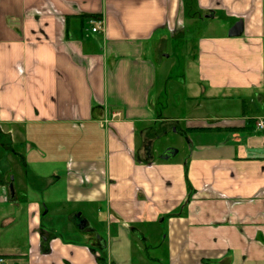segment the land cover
I'll return each instance as SVG.
<instances>
[{"label": "crops", "instance_id": "0c3cea01", "mask_svg": "<svg viewBox=\"0 0 264 264\" xmlns=\"http://www.w3.org/2000/svg\"><path fill=\"white\" fill-rule=\"evenodd\" d=\"M260 121L264 0H0L3 264H264ZM170 131L200 138L177 160Z\"/></svg>", "mask_w": 264, "mask_h": 264}, {"label": "rangeland", "instance_id": "374dc122", "mask_svg": "<svg viewBox=\"0 0 264 264\" xmlns=\"http://www.w3.org/2000/svg\"><path fill=\"white\" fill-rule=\"evenodd\" d=\"M203 28V27H202ZM201 31H203L201 28H198V26H195V29L192 31V37L187 39V50L184 52L183 50L179 49V46L181 43H179V46H176V50H173L171 48H168V51L166 53L171 55V58L169 60L163 61L162 65L158 68L157 73V88L162 89L163 96L166 99L167 103H169L168 96L172 98V96L179 97L180 95L185 96L190 90L187 87V84L182 83V81H179V76L183 75L186 76L187 81H194L195 80V74L193 69H190L187 71V66H192V60L196 53V50H194V44L196 43V40L198 36L200 35ZM189 35H187L188 37ZM191 61L187 64V62ZM176 87V88H175ZM175 88V89H174ZM174 90V91H173ZM244 97V96H243ZM246 102H250L249 97L243 98ZM229 104H234L235 107H238L239 111L245 110V106L241 104V102L235 103L232 101L228 102ZM172 107L170 106L167 111L164 112V115L169 114L171 111H169ZM179 111L181 114H185V110L182 107H179L177 110V114L179 115ZM235 113V112H234ZM200 138V136H197L195 134H188V135H181L178 133H173L172 131L168 132L165 135H162V137L159 138L157 141V149L160 148H167V147H176L179 149V153L175 159L179 160L183 156L187 155L189 150V141H197Z\"/></svg>", "mask_w": 264, "mask_h": 264}, {"label": "built area", "instance_id": "2783aa9c", "mask_svg": "<svg viewBox=\"0 0 264 264\" xmlns=\"http://www.w3.org/2000/svg\"><path fill=\"white\" fill-rule=\"evenodd\" d=\"M89 23L91 24L92 28V32H98V31H102L104 28V22L102 18H90L89 19ZM121 114V112H114L112 114V117H117ZM107 123V120L105 119L102 124ZM257 126L261 129L264 128V122L260 121L258 122ZM5 262V258L0 256V264H3Z\"/></svg>", "mask_w": 264, "mask_h": 264}, {"label": "water", "instance_id": "95a60500", "mask_svg": "<svg viewBox=\"0 0 264 264\" xmlns=\"http://www.w3.org/2000/svg\"><path fill=\"white\" fill-rule=\"evenodd\" d=\"M243 32V24L241 21H239L238 23L235 24V26H233V28L230 30L229 32V36H240ZM171 157L170 152H166L163 155V158L166 160H169Z\"/></svg>", "mask_w": 264, "mask_h": 264}]
</instances>
